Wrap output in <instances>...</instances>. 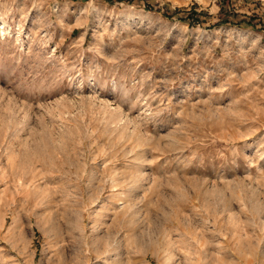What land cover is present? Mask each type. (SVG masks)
<instances>
[{"label": "rangeland", "instance_id": "374dc122", "mask_svg": "<svg viewBox=\"0 0 264 264\" xmlns=\"http://www.w3.org/2000/svg\"><path fill=\"white\" fill-rule=\"evenodd\" d=\"M0 264H264V0H0Z\"/></svg>", "mask_w": 264, "mask_h": 264}]
</instances>
